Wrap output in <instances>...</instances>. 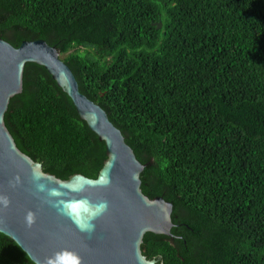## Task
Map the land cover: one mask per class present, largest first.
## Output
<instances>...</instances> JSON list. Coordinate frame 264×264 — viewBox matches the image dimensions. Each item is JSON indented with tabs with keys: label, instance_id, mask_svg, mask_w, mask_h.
Returning <instances> with one entry per match:
<instances>
[{
	"label": "trees",
	"instance_id": "1",
	"mask_svg": "<svg viewBox=\"0 0 264 264\" xmlns=\"http://www.w3.org/2000/svg\"><path fill=\"white\" fill-rule=\"evenodd\" d=\"M0 38L60 49L79 90L148 162L141 190L172 203L174 225L172 239L144 233L147 259L264 264V0H0ZM4 123L59 178H95L106 157L37 63H25ZM0 264L34 263L0 233Z\"/></svg>",
	"mask_w": 264,
	"mask_h": 264
},
{
	"label": "water",
	"instance_id": "2",
	"mask_svg": "<svg viewBox=\"0 0 264 264\" xmlns=\"http://www.w3.org/2000/svg\"><path fill=\"white\" fill-rule=\"evenodd\" d=\"M27 62L46 69L104 142L106 157L95 178H59L17 147L4 113L22 91ZM147 164L136 158L106 111L79 90L60 49L44 39L13 46L0 38V233L34 264H156L142 253L143 235L172 239L173 205L142 192L140 173Z\"/></svg>",
	"mask_w": 264,
	"mask_h": 264
},
{
	"label": "bare ground",
	"instance_id": "3",
	"mask_svg": "<svg viewBox=\"0 0 264 264\" xmlns=\"http://www.w3.org/2000/svg\"><path fill=\"white\" fill-rule=\"evenodd\" d=\"M148 7V6H147ZM157 14V13H156ZM175 18V17H174ZM113 27V26H112ZM155 27V26H154ZM80 56V55H79ZM78 65V64H77ZM126 98V97H125ZM157 108V107H156ZM165 109V108H164ZM147 116V115H146ZM187 137H188V135H187ZM185 138V137H184ZM201 145V144H200ZM142 182V181H141ZM258 257V256H257Z\"/></svg>",
	"mask_w": 264,
	"mask_h": 264
},
{
	"label": "rangeland",
	"instance_id": "4",
	"mask_svg": "<svg viewBox=\"0 0 264 264\" xmlns=\"http://www.w3.org/2000/svg\"><path fill=\"white\" fill-rule=\"evenodd\" d=\"M64 55L63 54H60V57L62 58Z\"/></svg>",
	"mask_w": 264,
	"mask_h": 264
}]
</instances>
